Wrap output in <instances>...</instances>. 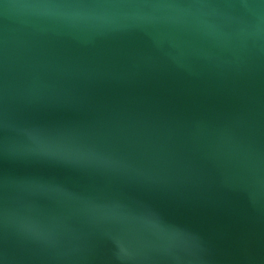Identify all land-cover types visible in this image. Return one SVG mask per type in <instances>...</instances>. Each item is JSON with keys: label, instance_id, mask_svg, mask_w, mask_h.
I'll return each mask as SVG.
<instances>
[{"label": "water", "instance_id": "water-1", "mask_svg": "<svg viewBox=\"0 0 264 264\" xmlns=\"http://www.w3.org/2000/svg\"><path fill=\"white\" fill-rule=\"evenodd\" d=\"M0 264H264V0H0Z\"/></svg>", "mask_w": 264, "mask_h": 264}]
</instances>
